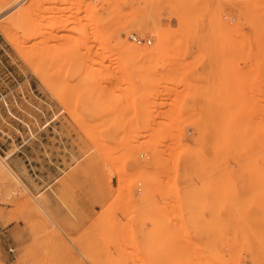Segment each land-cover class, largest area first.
I'll list each match as a JSON object with an SVG mask.
<instances>
[{
    "label": "rangeland",
    "instance_id": "obj_1",
    "mask_svg": "<svg viewBox=\"0 0 264 264\" xmlns=\"http://www.w3.org/2000/svg\"><path fill=\"white\" fill-rule=\"evenodd\" d=\"M0 264H264V0H0Z\"/></svg>",
    "mask_w": 264,
    "mask_h": 264
},
{
    "label": "built area",
    "instance_id": "obj_2",
    "mask_svg": "<svg viewBox=\"0 0 264 264\" xmlns=\"http://www.w3.org/2000/svg\"><path fill=\"white\" fill-rule=\"evenodd\" d=\"M132 38H133L136 42H138V43H143V42L146 41L145 38H142V37H140V36H138V35H133ZM147 40L150 42L149 39H147Z\"/></svg>",
    "mask_w": 264,
    "mask_h": 264
},
{
    "label": "bare ground",
    "instance_id": "obj_3",
    "mask_svg": "<svg viewBox=\"0 0 264 264\" xmlns=\"http://www.w3.org/2000/svg\"><path fill=\"white\" fill-rule=\"evenodd\" d=\"M242 1V0H241ZM134 40V39H133ZM150 40V42L146 39V41L145 42H147V43H151V39H149ZM135 41V40H134ZM138 43V42H137ZM140 44V43H139ZM2 169V168H1ZM10 192H11V190H10ZM8 194H9V192H8Z\"/></svg>",
    "mask_w": 264,
    "mask_h": 264
}]
</instances>
